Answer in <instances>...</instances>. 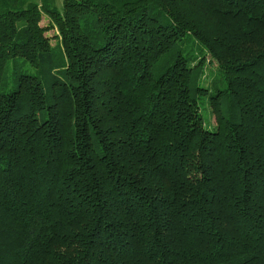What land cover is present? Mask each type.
I'll list each match as a JSON object with an SVG mask.
<instances>
[{"label": "trees", "instance_id": "obj_1", "mask_svg": "<svg viewBox=\"0 0 264 264\" xmlns=\"http://www.w3.org/2000/svg\"><path fill=\"white\" fill-rule=\"evenodd\" d=\"M61 3L0 0V264H264V0Z\"/></svg>", "mask_w": 264, "mask_h": 264}, {"label": "rangeland", "instance_id": "obj_2", "mask_svg": "<svg viewBox=\"0 0 264 264\" xmlns=\"http://www.w3.org/2000/svg\"><path fill=\"white\" fill-rule=\"evenodd\" d=\"M29 1H37L40 2V0H29ZM54 2L56 3V5L58 7L61 6V2L62 0H54ZM48 24V19L44 17L43 21H42V26H46ZM54 32H49L48 36L53 37ZM52 43L55 44L56 40H52ZM207 59L209 60V57H207ZM207 60V64L206 67L204 68V81L201 82L203 87H206L207 89H209V92L206 93L205 96L200 98V106H201V114L204 118V122L206 124V126L209 129H213L216 124V116L212 113L211 108L209 107L208 104V99L210 96V93L213 91L214 87L217 88H222L224 87L223 85V81H222V77L220 75V73L217 71V65L215 63H208L209 61Z\"/></svg>", "mask_w": 264, "mask_h": 264}]
</instances>
